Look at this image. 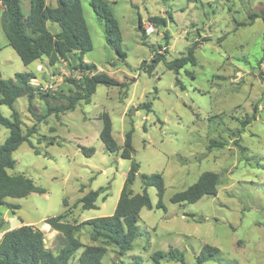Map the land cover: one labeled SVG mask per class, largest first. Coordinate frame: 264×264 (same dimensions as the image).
<instances>
[{"label":"rangeland","instance_id":"1","mask_svg":"<svg viewBox=\"0 0 264 264\" xmlns=\"http://www.w3.org/2000/svg\"><path fill=\"white\" fill-rule=\"evenodd\" d=\"M109 1L115 2L111 6L127 58L121 60L107 45L104 23L90 0H82L93 42V50L84 61L95 64L96 72L129 85L98 86L89 104L81 102L59 118L50 116L30 143H23L14 152L16 167L9 173L24 174L46 193L8 200L21 209L0 208V238L22 224L32 225L43 231L46 249L58 254L63 247L61 236L44 221L65 214L69 223L82 224L112 215L132 162H136L140 169L134 193L144 191L143 175L162 174L164 208L157 207L158 190L148 187L153 207L140 212V235L133 249L118 260L116 249L107 246L105 264H134L135 257L140 264H156L152 254L170 247L184 252L186 264H196L205 244L222 253L220 263L208 264H264V19L249 20L255 12L263 16L260 7L264 8V0ZM22 9L29 13L28 0H22ZM2 10L0 2L2 78L32 72L36 85L72 91L65 80L71 75L67 63L48 66L43 60L23 64L8 46ZM139 15L145 33L139 31ZM150 17L164 18L166 27L150 23ZM193 45H197L196 65L189 63L177 72L160 62L147 72L154 53L164 54L170 62L187 56ZM36 104L42 106L40 100ZM14 108L26 133L35 124L27 98H18ZM0 111L13 119L8 106H0ZM104 114L113 123L112 133L120 147L126 134L134 130L132 160L123 159L119 152L110 153L100 140ZM253 114L256 120H252ZM247 119L251 123L243 126ZM9 133L1 127L0 145ZM211 141L219 143L212 150ZM82 148H95L96 152L88 157ZM205 172L220 175L217 196H204L194 204L171 202L176 193L193 186ZM100 188L98 208L83 210L79 201ZM75 236L84 247L102 245L92 240L88 225H81ZM83 250L77 251L72 264H79ZM159 264L181 263L163 260Z\"/></svg>","mask_w":264,"mask_h":264},{"label":"trees","instance_id":"2","mask_svg":"<svg viewBox=\"0 0 264 264\" xmlns=\"http://www.w3.org/2000/svg\"><path fill=\"white\" fill-rule=\"evenodd\" d=\"M30 11L23 12L22 0H0L3 7L1 21L3 31L12 47L25 66H30L36 61H48V66H55L65 62L71 70V75L65 80L73 90L69 93L44 88L34 84L36 75L32 72L16 73L13 78L4 79L0 75V106H8L12 110L13 119L5 117L0 111L1 127L9 130V136L4 144L0 145V208L6 207L15 212L21 209L19 204H11L8 200L23 199L32 193L45 194L46 190L36 187L33 181L22 173L10 174L15 170L16 160L13 154L25 142L30 143V138L38 133L39 126L46 122L50 116L59 118L60 115L74 111L79 103L89 104L98 86L126 88L128 83H121L104 72H96L95 64L84 61L85 55L93 50V42L87 21L82 8V0H28ZM90 6L100 21L104 23L105 40L121 60L127 58L124 51L123 35L114 10L109 0H90ZM263 11V7H260ZM249 15L250 23L256 18L264 19V12ZM149 22L155 26L166 27V20L160 17H150ZM58 30L55 31V26ZM51 27V28H50ZM138 27L145 33L142 18L139 15ZM146 38L145 34L142 35ZM166 39H169L166 33ZM197 45L189 48L187 56L166 61V56L154 53L153 63L147 68L151 73L156 66L163 62L169 70L179 72L187 64L196 65L195 51ZM165 53H168L165 50ZM21 97L28 100V112L35 120L33 127L24 132L23 122L14 102ZM42 102V106L36 104ZM103 128L100 140L110 153H120L123 159L133 158V133L130 130L125 136L122 147L118 145L113 136V123L108 114L102 116ZM252 120H256L253 114ZM250 119L242 122L243 126L250 124ZM216 141H211L210 149L217 146ZM220 146L222 144L220 143ZM33 147V146H32ZM84 154L91 157L95 148H82ZM36 154L39 152L36 150ZM140 166L132 162L131 168L123 185L114 213L109 216L92 218L82 224H71L66 221V215L46 219L52 230L59 232L63 247L58 254H53L46 249L43 231L32 225L21 226L5 232L0 238V264H72L71 259L78 250L81 252L79 264H105L103 262L107 246L116 249L118 260L126 256L134 247L140 235L138 222L142 209H152V201L147 188L155 187L158 190V208H164L163 197L165 182L162 174L143 175L144 191L135 194L132 187L136 181ZM220 175L215 172L203 173L198 181L185 191L176 193L172 198L173 204H194L204 196H217ZM103 192V188L87 193L80 201L83 210L97 209L96 202ZM193 217L194 215H188ZM81 225H88L92 230V240L100 241V246L84 247L75 234ZM152 260L159 264L163 260L186 264L185 254L178 248L170 247L168 251H157L152 254ZM221 250L215 246L205 244L196 256V264L220 263ZM140 264L139 257L135 263Z\"/></svg>","mask_w":264,"mask_h":264},{"label":"built area","instance_id":"3","mask_svg":"<svg viewBox=\"0 0 264 264\" xmlns=\"http://www.w3.org/2000/svg\"><path fill=\"white\" fill-rule=\"evenodd\" d=\"M39 70H43V67L42 66H39Z\"/></svg>","mask_w":264,"mask_h":264},{"label":"water","instance_id":"4","mask_svg":"<svg viewBox=\"0 0 264 264\" xmlns=\"http://www.w3.org/2000/svg\"><path fill=\"white\" fill-rule=\"evenodd\" d=\"M132 112H135V109H133V111Z\"/></svg>","mask_w":264,"mask_h":264},{"label":"crops","instance_id":"5","mask_svg":"<svg viewBox=\"0 0 264 264\" xmlns=\"http://www.w3.org/2000/svg\"><path fill=\"white\" fill-rule=\"evenodd\" d=\"M58 29H55V31H57Z\"/></svg>","mask_w":264,"mask_h":264}]
</instances>
